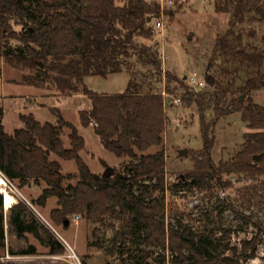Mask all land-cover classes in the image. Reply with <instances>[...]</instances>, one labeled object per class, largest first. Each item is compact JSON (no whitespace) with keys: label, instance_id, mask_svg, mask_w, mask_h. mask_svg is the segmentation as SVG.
I'll return each instance as SVG.
<instances>
[{"label":"trees","instance_id":"trees-1","mask_svg":"<svg viewBox=\"0 0 264 264\" xmlns=\"http://www.w3.org/2000/svg\"><path fill=\"white\" fill-rule=\"evenodd\" d=\"M215 8L229 15V21L227 30L216 37L208 71L218 69L221 62L228 68L212 74L215 84L211 93L195 92L191 98L189 104L194 102L201 112L206 147L187 175L190 181L173 185V191L196 189L213 194L216 189L231 188L228 177L232 175L247 176L255 182L264 177V106L253 98V93L264 89V50L250 41L256 31L244 27L264 24V0H216ZM160 13V4L149 0H0V61L29 71L23 76L29 86L51 85L64 96H87L91 107L79 113L82 125L93 126L106 150L129 159L125 173L116 172L108 178L95 174L81 156L85 139L59 109L52 110L56 124L22 114L24 126L9 134L2 122L4 108L0 103V172L11 183L17 182L20 189L45 184L31 203L45 208L49 199L56 198L57 207L50 213L53 224L68 227L75 215H81L111 230L113 246L108 251L117 254L122 264H166V252L172 264H247L257 257L264 221L253 222L232 202L224 211L237 213L243 222L253 224L257 233L242 241L241 248H234L231 256L226 254L229 244L218 241L214 230L195 228L182 220L167 224L165 152L146 153L163 143L168 119L163 94L151 85L144 91L145 86L135 79H130L124 93L115 95L95 94L84 84L89 76L107 78L130 71L134 58L136 66L145 62L155 74L162 73L159 51L136 42L139 37H154L152 22ZM15 26H20L21 32ZM246 34L249 41L244 38ZM13 41L19 43L18 49L10 46ZM241 71L245 82L236 85ZM166 77L172 80L170 73ZM212 106L217 116L240 113L249 129L244 134L243 149L218 165L211 159L214 137L209 136L211 126L206 125L204 115ZM65 128L70 130V148H65L62 140ZM53 155L76 162V184L65 186V181L75 176L63 174L62 164L53 160ZM259 155L261 159L255 160ZM238 198L242 207L254 203L263 210L264 181L238 190ZM8 213L7 223L18 239L32 234L51 254L64 252L62 242L25 202L13 204ZM5 221L0 193V248L5 247ZM101 236L100 228H95L96 241L91 246L99 251L103 249ZM159 251L165 254L161 261L154 258ZM11 252L34 255L37 248L28 245Z\"/></svg>","mask_w":264,"mask_h":264},{"label":"rangeland","instance_id":"rangeland-1","mask_svg":"<svg viewBox=\"0 0 264 264\" xmlns=\"http://www.w3.org/2000/svg\"><path fill=\"white\" fill-rule=\"evenodd\" d=\"M215 1L188 0L185 4L165 6L159 16L163 23L162 30L156 29V20H153L154 37L136 39L138 45L152 46L159 51L162 73L155 74L153 67L143 60L144 63L140 62L136 66L134 62L136 58H134L131 61L132 68L129 74H115L107 78L89 76L85 78L84 84L95 94L115 95L124 93L130 79H135L145 86L144 91H147L146 87L151 85L156 92L163 94L168 117L163 143L160 147L151 148L146 153H155L161 149L165 152L168 187L165 195L167 224L175 225L177 220H182L195 228L214 230L218 241L229 244L230 250H227L226 254L231 256L233 249L241 248V242L251 239L257 233V229L253 224L243 222L237 213L230 210L224 211L225 205L232 202L246 216L252 217L253 222H263L264 209L259 210L254 203L242 207V199L238 198V190L258 185L264 181V177L259 182H255L247 176L232 175L228 177V180L233 186L227 190L216 189L213 194L199 192L196 189L171 190L173 185L180 184L182 181L185 183L190 181L187 175L193 170L195 159L202 157L201 151L206 147L201 112L194 102L189 104L195 94L190 89L189 78L194 73L200 78L205 77L216 37L228 28L229 15L223 16L222 13L216 12ZM244 27L246 31L253 29L256 31L255 39H250V41L264 50V24L251 23ZM15 30L21 32V27L15 26ZM192 36L194 38H191ZM244 38L249 41L247 34ZM10 46L13 49L20 47L16 41L11 42ZM226 68L228 66L221 62L218 64V69L214 68L209 71V74L212 76L215 72L220 73L221 69ZM166 73L171 74L172 80L166 77ZM29 74V71L16 69L4 60L0 61V95L6 96L3 105L6 110L7 126L15 125L19 121L20 113L33 114L42 123H55L57 118L52 110L59 109L65 120L73 124L85 139V149L81 152V156L93 173L103 175L106 166L113 168L116 172L125 173L129 159H120L106 150L95 129L91 126L84 127L81 123L79 113L91 107L89 98L79 94L63 96L51 85L42 88L29 86L23 81V76ZM245 79L246 75L241 71L236 85H243ZM212 88L207 86L202 92L211 93ZM176 98L181 99L179 105L174 104ZM253 98L257 104L264 106V89L253 93ZM204 115L206 125L211 126L209 136L214 137L211 149L213 163L218 165L220 161L232 160L243 149L244 134L249 131L241 114L231 112L217 116L212 106L205 111ZM69 133L68 128H65L62 133L65 148L71 146ZM182 150H188L187 155L181 157L179 154ZM52 159L62 164L63 174H74L75 176L72 181L66 180L65 186L70 182L76 184L79 179L76 162L62 160L55 155ZM8 184L10 190L14 191L11 192L16 193L14 195L17 202H25L39 220L46 224L62 242L64 252L51 254L50 249L44 247L32 234H28L25 240L18 239L7 223L9 213L5 211V247L0 248V258L6 252H9L13 258L5 261L0 259V264H122L117 254L108 251V248L113 246L114 234L111 230L100 224L94 225L81 215L78 223L73 219L68 227L53 224L50 213L57 207L56 198L49 199L45 208L31 203L33 198L41 194L45 184L27 186L22 189L19 188L17 182L11 184L8 182ZM221 211L223 213L220 215ZM95 228L101 230L102 236L99 242L103 249L100 251L91 246V243L96 241L93 237ZM28 245H34L37 253L16 255L11 252L27 248ZM74 253L77 258L72 257ZM165 254L166 264H172L170 253ZM165 254L159 251V255H155L154 258L161 261V257ZM247 264H264V237L259 245L257 257L249 260Z\"/></svg>","mask_w":264,"mask_h":264},{"label":"built area","instance_id":"built-area-1","mask_svg":"<svg viewBox=\"0 0 264 264\" xmlns=\"http://www.w3.org/2000/svg\"><path fill=\"white\" fill-rule=\"evenodd\" d=\"M149 1H157L160 4L161 10H162V8L164 9L165 6H173L175 4H179V5L185 4L187 3L188 0H149ZM155 27L157 30H162L163 28V23L159 19V17L156 19ZM189 83H190V89L193 92H202L208 86L205 80V77L200 78L199 75L196 73L191 75V77L189 78ZM180 103H181L180 98L174 99V104L179 105ZM0 175L3 176V178L11 184V182L1 172H0ZM0 193L2 194V192ZM80 219H81L80 215H75L74 221L76 223H78ZM72 257L77 258L75 253L72 255ZM12 258L13 257L9 254V252H6V254L3 255L0 259L2 261H5V260H12Z\"/></svg>","mask_w":264,"mask_h":264},{"label":"crops","instance_id":"crops-1","mask_svg":"<svg viewBox=\"0 0 264 264\" xmlns=\"http://www.w3.org/2000/svg\"><path fill=\"white\" fill-rule=\"evenodd\" d=\"M188 2V1H187ZM221 15H223V16H227V14H224V13H222ZM191 38H194V36H192ZM190 38V39H191ZM129 74L130 72L128 71V70H125L124 72H123V74ZM5 83H4V87H5ZM38 88V87H37ZM42 88V87H41ZM79 95H81V94H79ZM64 96V95H63ZM6 98V96L5 95H0V103L2 104V106H3V108H4V116H3V119H2V122H3V125H4V127H5V131L7 132V133H9V134H12L16 129H20V128H22L23 126H24V124H23V122L21 121V119H20V117H19V121L15 124V125H13V126H10V127H8L7 126V117H6V110H5V107H4V99ZM22 114H24V113H20V115H22ZM19 115V116H20ZM42 123V122H41ZM57 122H55V123H53V124H56ZM90 127V126H89ZM91 127H93L92 125H91ZM64 131V130H63ZM70 140V139H69ZM64 143V142H63ZM95 174H99L100 175V173H95ZM4 209H5V207H4ZM8 210L9 209H5V211H6V213L8 212Z\"/></svg>","mask_w":264,"mask_h":264},{"label":"water","instance_id":"water-1","mask_svg":"<svg viewBox=\"0 0 264 264\" xmlns=\"http://www.w3.org/2000/svg\"><path fill=\"white\" fill-rule=\"evenodd\" d=\"M149 21L151 22L152 21V18H149ZM39 65L43 68L44 67V65L42 64V63H39ZM205 80H206V82H207V84H208V86H210V87H213L214 86V84H215V79L209 74V71L207 70L206 71V73H205ZM242 99H243V96H242ZM187 153H188V150H182L181 152H180V156L182 157V156H185V155H187ZM261 157H262V155H259V156H255L254 157V159L255 160H260L261 159ZM116 174V171L113 169V168H111V167H106V170H105V172L103 173V175L105 176V177H111V176H114ZM120 175V174H119ZM5 207V206H4ZM69 221L67 220L66 221V224H68L69 225Z\"/></svg>","mask_w":264,"mask_h":264},{"label":"bare ground","instance_id":"bare-ground-1","mask_svg":"<svg viewBox=\"0 0 264 264\" xmlns=\"http://www.w3.org/2000/svg\"><path fill=\"white\" fill-rule=\"evenodd\" d=\"M8 182L0 175V192H2L4 197L5 209H8L17 203L15 195L11 192Z\"/></svg>","mask_w":264,"mask_h":264}]
</instances>
